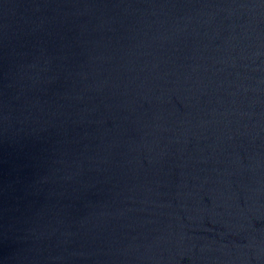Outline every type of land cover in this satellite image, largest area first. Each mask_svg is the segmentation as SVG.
<instances>
[{
    "label": "water",
    "instance_id": "water-1",
    "mask_svg": "<svg viewBox=\"0 0 264 264\" xmlns=\"http://www.w3.org/2000/svg\"><path fill=\"white\" fill-rule=\"evenodd\" d=\"M0 264H264V0H0Z\"/></svg>",
    "mask_w": 264,
    "mask_h": 264
}]
</instances>
